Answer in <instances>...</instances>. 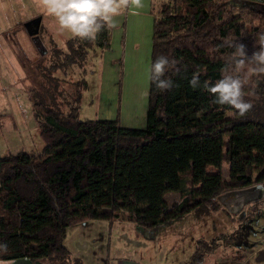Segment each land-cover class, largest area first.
<instances>
[{
  "label": "trees",
  "instance_id": "trees-1",
  "mask_svg": "<svg viewBox=\"0 0 264 264\" xmlns=\"http://www.w3.org/2000/svg\"><path fill=\"white\" fill-rule=\"evenodd\" d=\"M153 11L151 63L170 54L189 72L185 79L173 77L178 87L171 91L150 83L146 128L80 118L86 81L64 83L57 73L85 64L95 42L71 37L65 52L51 38L49 53L27 62L25 88L44 147L41 154L19 149L0 157V243L9 247L0 259L82 264L65 246L73 225L120 219L155 237L191 213L222 206L218 196L225 191L264 181V78L246 89L254 93L246 97L254 107L245 118L213 104L188 82L197 67L202 81L220 78L231 49H209L229 35L247 46L249 56L258 51L255 36L264 32V11L228 0H167ZM19 61L28 69L25 58ZM168 193H179L181 201L169 207ZM212 243L203 241L185 264H202L218 247Z\"/></svg>",
  "mask_w": 264,
  "mask_h": 264
},
{
  "label": "rangeland",
  "instance_id": "rangeland-1",
  "mask_svg": "<svg viewBox=\"0 0 264 264\" xmlns=\"http://www.w3.org/2000/svg\"><path fill=\"white\" fill-rule=\"evenodd\" d=\"M165 1L145 0L141 15L119 17L117 29L109 31L107 37L103 32L99 34L95 41L97 46L86 54L85 64H69L67 75L62 70L57 73L63 81L65 79L64 83L77 85L86 81L83 84L87 88L82 89L80 100L81 119H114L122 127H147L150 86L147 70L152 55L153 10L158 12ZM228 2L237 7L248 5L264 11L263 0ZM39 15L43 17L40 36L48 49L45 55L53 46L51 38L61 51L66 52L71 34L62 33L55 18L47 16L35 0H0V94L9 95L0 101H10L8 104L0 103L4 116H0V122L7 123V126L0 123L1 156L19 149L41 154L44 147L40 127L25 92V80L29 79L31 68L28 63L45 55L40 54L23 25ZM99 42H103L101 46ZM20 58L28 62V69L23 67ZM15 100L18 101L17 106H14ZM229 173L230 163L225 161L222 174L227 177ZM166 200L168 206L173 207L181 201V196L168 193ZM253 204L248 209V205L245 207V219H238L237 214L225 209L223 204H214L206 213H191L155 231L158 237L155 245L165 249V245L175 243V251H161V254L171 262L188 261L197 247L202 250L203 241L211 244L214 240L212 245L218 247L206 255L202 264H264V198Z\"/></svg>",
  "mask_w": 264,
  "mask_h": 264
},
{
  "label": "clouds",
  "instance_id": "clouds-1",
  "mask_svg": "<svg viewBox=\"0 0 264 264\" xmlns=\"http://www.w3.org/2000/svg\"><path fill=\"white\" fill-rule=\"evenodd\" d=\"M47 16L54 17L59 30L70 33L81 41L95 42L100 33L119 27L118 18L124 15L139 16L145 7V0H35ZM258 51L248 55L247 46L239 38L229 35L222 43L209 49L219 52L222 48L231 49L224 53V65L220 78L214 83L201 80L202 69L196 68L189 79L194 90H202L213 99L212 103L234 109L233 115L245 118L253 110V103L246 99L253 95L255 81L264 78V32L256 34ZM189 67L181 59L169 55L158 56L148 67V80L160 92L171 91L178 87L173 77L188 78ZM3 123L7 126L6 122ZM264 191V183L257 184ZM9 247L0 243V256L7 255ZM0 264H14L13 261L0 259Z\"/></svg>",
  "mask_w": 264,
  "mask_h": 264
},
{
  "label": "crops",
  "instance_id": "crops-1",
  "mask_svg": "<svg viewBox=\"0 0 264 264\" xmlns=\"http://www.w3.org/2000/svg\"><path fill=\"white\" fill-rule=\"evenodd\" d=\"M25 92L28 95L26 90ZM6 95L0 94V98L5 99V96H9ZM9 102L7 100L0 101V103L6 104ZM15 102L14 106H17L18 101L15 100ZM0 110L1 116L2 109L0 108ZM2 117L4 116L2 115ZM13 128L15 131L18 130L16 124L13 125ZM157 238V235L154 237L153 234L141 232L133 222L120 219L87 221L73 225L68 229L65 246L70 250L73 258L80 260L82 264H185V260L171 262L165 259L161 251L171 253V250L175 251L176 244H167L165 249H160L155 245ZM173 241H176L175 238ZM178 250L180 251L181 247ZM143 255L145 256L143 257ZM10 261H13L14 264H45L43 261H32L28 258L11 259Z\"/></svg>",
  "mask_w": 264,
  "mask_h": 264
},
{
  "label": "water",
  "instance_id": "water-1",
  "mask_svg": "<svg viewBox=\"0 0 264 264\" xmlns=\"http://www.w3.org/2000/svg\"><path fill=\"white\" fill-rule=\"evenodd\" d=\"M42 20V15H39L27 20L23 26L40 54L45 55L48 49L40 36ZM260 183H264V181L244 188L225 191L218 196V200L231 213L237 214L238 219H242L247 214L245 209L247 205L257 203L264 198V191L258 190L256 187Z\"/></svg>",
  "mask_w": 264,
  "mask_h": 264
},
{
  "label": "flooded vegetation",
  "instance_id": "flooded-vegetation-1",
  "mask_svg": "<svg viewBox=\"0 0 264 264\" xmlns=\"http://www.w3.org/2000/svg\"><path fill=\"white\" fill-rule=\"evenodd\" d=\"M252 205H253V204L248 205L246 209H248V207H249V206H252Z\"/></svg>",
  "mask_w": 264,
  "mask_h": 264
},
{
  "label": "built area",
  "instance_id": "built-area-1",
  "mask_svg": "<svg viewBox=\"0 0 264 264\" xmlns=\"http://www.w3.org/2000/svg\"><path fill=\"white\" fill-rule=\"evenodd\" d=\"M106 39V38H105ZM102 41H104V39H102Z\"/></svg>",
  "mask_w": 264,
  "mask_h": 264
}]
</instances>
